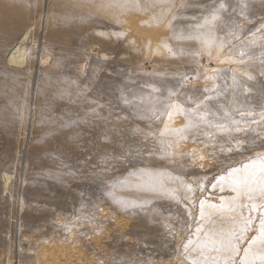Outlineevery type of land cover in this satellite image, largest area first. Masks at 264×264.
Segmentation results:
<instances>
[{
    "label": "rangeland",
    "instance_id": "1",
    "mask_svg": "<svg viewBox=\"0 0 264 264\" xmlns=\"http://www.w3.org/2000/svg\"><path fill=\"white\" fill-rule=\"evenodd\" d=\"M262 169L264 0H0V264H260Z\"/></svg>",
    "mask_w": 264,
    "mask_h": 264
},
{
    "label": "snow or ice",
    "instance_id": "2",
    "mask_svg": "<svg viewBox=\"0 0 264 264\" xmlns=\"http://www.w3.org/2000/svg\"><path fill=\"white\" fill-rule=\"evenodd\" d=\"M236 184L240 187L248 188L249 191H254L258 187L260 193L264 195V169H262V175L259 178V180H257L254 177L249 176V177H245L243 179L237 180ZM249 199H251V196H249ZM261 239L264 240V222H262V226H261ZM253 243H255V240H253ZM259 260H260V264H264V252H261L259 254ZM225 264H229V262L225 261Z\"/></svg>",
    "mask_w": 264,
    "mask_h": 264
},
{
    "label": "bare ground",
    "instance_id": "3",
    "mask_svg": "<svg viewBox=\"0 0 264 264\" xmlns=\"http://www.w3.org/2000/svg\"><path fill=\"white\" fill-rule=\"evenodd\" d=\"M11 57V56H10ZM19 57V56H18ZM17 58V57H16ZM11 59V58H10ZM13 59H11L12 61ZM14 60H15V57H14ZM17 60V59H16ZM10 61V62H11ZM22 61V60H20ZM14 63H16L15 61H13ZM18 62H19V58H18ZM61 251V250H60ZM72 254H75V253H72ZM59 255V254H58ZM80 255V254H79ZM71 256V254H70ZM45 259V258H44ZM74 259V258H73ZM73 259L71 258H68V257H65V258H61V257H58V258H54V257H50L49 260L47 261V257H46V260H42L41 261V264H75L73 262ZM40 263V261H39Z\"/></svg>",
    "mask_w": 264,
    "mask_h": 264
}]
</instances>
